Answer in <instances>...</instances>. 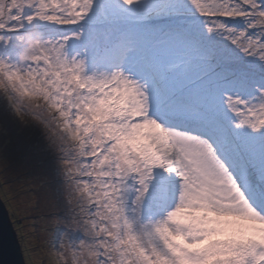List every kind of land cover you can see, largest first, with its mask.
<instances>
[{
    "label": "snow or ice",
    "instance_id": "obj_1",
    "mask_svg": "<svg viewBox=\"0 0 264 264\" xmlns=\"http://www.w3.org/2000/svg\"><path fill=\"white\" fill-rule=\"evenodd\" d=\"M9 125L53 264H264V0H0Z\"/></svg>",
    "mask_w": 264,
    "mask_h": 264
},
{
    "label": "rangeland",
    "instance_id": "obj_2",
    "mask_svg": "<svg viewBox=\"0 0 264 264\" xmlns=\"http://www.w3.org/2000/svg\"><path fill=\"white\" fill-rule=\"evenodd\" d=\"M24 120L25 123L30 122L27 117ZM8 135L12 142L8 144L7 148L4 146V138L0 136V179L1 182H4V185H7L3 191L7 192L6 195L12 203H6L1 194L0 198L7 210L9 212L15 211V215L20 218L19 221L25 225L23 235L25 239L20 237L22 232L20 235L17 234L20 243H22L20 244L21 249H25V241L27 244L32 243L36 249L35 254L37 255L35 257H33V253H28L27 258L25 251H22L25 264H29V258L32 264H41V262L43 264H53L54 258L48 254L45 244L50 236L41 231L43 221L39 218L42 214L40 209L43 207V197L46 192L44 175L38 167L21 161L19 159L20 153L17 150L18 147H24L30 136V131L19 125H9ZM5 161L7 162V168L4 166ZM18 179L20 180L17 181Z\"/></svg>",
    "mask_w": 264,
    "mask_h": 264
},
{
    "label": "water",
    "instance_id": "obj_3",
    "mask_svg": "<svg viewBox=\"0 0 264 264\" xmlns=\"http://www.w3.org/2000/svg\"><path fill=\"white\" fill-rule=\"evenodd\" d=\"M0 264H25L20 241L0 198Z\"/></svg>",
    "mask_w": 264,
    "mask_h": 264
},
{
    "label": "trees",
    "instance_id": "obj_4",
    "mask_svg": "<svg viewBox=\"0 0 264 264\" xmlns=\"http://www.w3.org/2000/svg\"><path fill=\"white\" fill-rule=\"evenodd\" d=\"M0 177H1V175H0ZM20 179H18L17 181H19ZM11 185V184H10ZM7 185H4V182H1V179H0V194H1V197H2V199H4L5 201H6V203H8V204H11L12 203V201H9V199H8V197H7V192H4L3 190L4 189H6V188H4V187H6ZM9 195H10V193H9ZM12 206V205H11ZM10 206V207H11ZM9 212V211H8ZM10 214V217H11V220H12V222H13V226H14V229H15V227H16V229H18V230H16V232H17V234L18 235H20L21 234V232H22V234H21V236L20 237H22V238H24L23 237V235H24V231H25V229H24V223L23 222H21V221H19L20 220V218L18 217V215H15V211H10L9 212ZM19 230H20V232H19ZM26 237H28V236H26ZM30 237V236H29ZM25 239V238H24ZM28 243H30L29 241H28ZM20 244H22V243H20ZM34 246H35V244H34ZM34 248L33 247V244L32 243H30V244H27L26 243V241H25V246H24V248L26 249V248ZM25 249H23L22 251L24 252L25 251ZM44 251V250H43ZM36 252H34L33 254V257H35L37 254H35ZM28 258V257H27Z\"/></svg>",
    "mask_w": 264,
    "mask_h": 264
}]
</instances>
